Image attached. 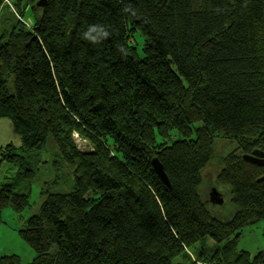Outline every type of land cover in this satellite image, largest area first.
<instances>
[{
	"label": "trees",
	"instance_id": "1",
	"mask_svg": "<svg viewBox=\"0 0 264 264\" xmlns=\"http://www.w3.org/2000/svg\"><path fill=\"white\" fill-rule=\"evenodd\" d=\"M8 1L0 119L21 145L0 151L15 168L0 182V221L5 208L25 218L28 264H264V249L236 250L242 228L264 220V165L242 159L264 148V0ZM93 24L109 33L98 44L82 37ZM216 136L236 145L218 175L236 208L225 222L198 193ZM39 161L53 183L67 172L70 189L41 193L26 217L19 189Z\"/></svg>",
	"mask_w": 264,
	"mask_h": 264
},
{
	"label": "rangeland",
	"instance_id": "2",
	"mask_svg": "<svg viewBox=\"0 0 264 264\" xmlns=\"http://www.w3.org/2000/svg\"><path fill=\"white\" fill-rule=\"evenodd\" d=\"M0 3H2L1 5H5L8 9L10 8V10L13 12V9L11 8L8 0H2L0 1ZM23 19L27 23L30 22V12L26 11ZM138 37L139 39H141L140 35ZM138 53L141 56V46L138 47ZM14 130L17 133L16 129ZM17 136L20 140L18 133ZM76 141L80 148L85 147L84 142L80 141L79 139H77ZM235 147V142L224 139L221 136H216L214 138L213 157L202 172L201 184L198 188L199 196L201 197L209 212L215 219L223 222L229 221L234 216L236 208L233 206L230 200L228 189L219 183L218 175L221 171L223 157L229 154L231 151H234ZM54 148L55 147L53 140L49 136L47 139V149L54 150ZM48 156V154H45L43 156V158H45V161H50ZM40 161H43V159H41ZM40 161L39 163H35L33 165V168L35 169V179L34 181H32L30 189L27 182H23L19 189V191L23 193H27L28 191H30L29 201L31 207L29 206L30 208H28V211L25 212L26 217L34 215L37 212L43 199L41 197V193L43 194L44 192H48L49 190H51L52 192L56 191L64 193L70 189L69 178L66 181L64 180L67 177V172L65 173V171L63 170L59 171L60 178L57 179V183H53L52 181L54 180L52 179L54 178L55 173L51 162H49V164H44L42 162L40 163ZM14 173L15 168L11 164L4 162L0 170V182L5 181L8 176ZM42 183L45 185H43ZM212 188H215L219 193L222 194V197L224 199L222 205H211L208 202L209 194ZM22 216H24V214ZM20 217L11 208H5L2 210L0 221V257L4 255L15 254L18 257V263L28 264L32 262L34 253L19 235L18 231L23 227L25 219H20ZM236 239V250L246 251L250 256H254L257 252L263 250L264 220L242 228L240 236L236 237ZM202 243L203 249H207L209 254L212 253L217 246L210 239H207ZM187 254L190 255L193 260H195L192 251ZM175 263H181V259H175Z\"/></svg>",
	"mask_w": 264,
	"mask_h": 264
},
{
	"label": "crops",
	"instance_id": "3",
	"mask_svg": "<svg viewBox=\"0 0 264 264\" xmlns=\"http://www.w3.org/2000/svg\"><path fill=\"white\" fill-rule=\"evenodd\" d=\"M5 7V5H0V33L3 32L5 29L8 30L11 26V22L15 19L13 15L15 13ZM14 129V126L8 119H0V151L8 146H12L16 149L20 147L21 140H19L17 133ZM3 163L4 162L0 160V170L2 168Z\"/></svg>",
	"mask_w": 264,
	"mask_h": 264
},
{
	"label": "water",
	"instance_id": "4",
	"mask_svg": "<svg viewBox=\"0 0 264 264\" xmlns=\"http://www.w3.org/2000/svg\"><path fill=\"white\" fill-rule=\"evenodd\" d=\"M43 4H44V0H39L36 3L37 6H43ZM242 159L252 164L264 165V151L254 150L251 154L243 155ZM151 166H152L154 173L157 175V177L165 185L169 186L168 178L166 174L164 173L163 168L157 158H152ZM260 179L261 180L264 179V176ZM223 201L224 199L222 197V194L219 193L215 188H212L209 194L208 202L211 205H222Z\"/></svg>",
	"mask_w": 264,
	"mask_h": 264
},
{
	"label": "clouds",
	"instance_id": "5",
	"mask_svg": "<svg viewBox=\"0 0 264 264\" xmlns=\"http://www.w3.org/2000/svg\"><path fill=\"white\" fill-rule=\"evenodd\" d=\"M94 33L97 35H93ZM108 35V31L103 25L100 24L89 25L88 28L82 33V37L93 44H98L101 42V39L98 37L107 38Z\"/></svg>",
	"mask_w": 264,
	"mask_h": 264
},
{
	"label": "flooded vegetation",
	"instance_id": "6",
	"mask_svg": "<svg viewBox=\"0 0 264 264\" xmlns=\"http://www.w3.org/2000/svg\"><path fill=\"white\" fill-rule=\"evenodd\" d=\"M263 151H264V148H263Z\"/></svg>",
	"mask_w": 264,
	"mask_h": 264
}]
</instances>
